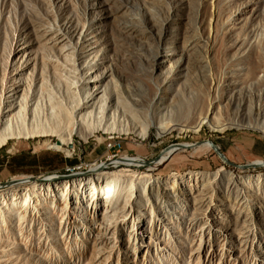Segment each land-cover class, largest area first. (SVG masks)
I'll return each instance as SVG.
<instances>
[{
	"label": "rangeland",
	"instance_id": "rangeland-1",
	"mask_svg": "<svg viewBox=\"0 0 264 264\" xmlns=\"http://www.w3.org/2000/svg\"><path fill=\"white\" fill-rule=\"evenodd\" d=\"M95 76L103 98L89 94ZM73 81L95 123L107 101L112 124L108 99L118 96L133 114L86 139L73 136L69 154L49 147L56 137L9 138L0 147L1 188L53 192L83 176L67 167L97 157L144 163L103 169L115 181L105 208L100 190L92 208L88 199L77 210L53 192L35 199L40 215L0 216V264H264V167H242L264 161V0H0V110L15 106L12 90L23 85L20 94L29 91L49 112L48 95L68 104ZM208 113L221 131L189 130ZM169 123L158 134L154 125ZM204 140L229 162L197 146ZM181 143L196 147L157 162ZM52 175L63 178L41 180ZM201 175L209 182L196 183ZM226 176L246 185L238 192ZM137 216L146 229L136 249L128 224Z\"/></svg>",
	"mask_w": 264,
	"mask_h": 264
},
{
	"label": "bare ground",
	"instance_id": "bare-ground-1",
	"mask_svg": "<svg viewBox=\"0 0 264 264\" xmlns=\"http://www.w3.org/2000/svg\"><path fill=\"white\" fill-rule=\"evenodd\" d=\"M89 79L90 80H88L89 82L87 83L88 86L89 83H91V88L88 90L89 94H91L92 96H94L95 94L96 96L100 94L103 98L107 92L106 87L103 89L101 86H97L99 77L95 76ZM44 80L45 79L43 78V81ZM77 86L78 84L76 83V81L67 84L66 88L68 89V91L69 89L74 90V98L68 95V104L64 103V99H62L61 96H58L57 93H53V95L49 94V112L48 109L45 112L44 109L41 108V104L39 103V101L36 102L34 101L33 96H29V91L27 92L24 90L20 94L19 89L21 88L23 90L25 88L23 85L13 89L11 101L14 100L15 106L12 105L13 103H8V108L0 110V126H3V129L0 131V147L4 146L7 143V140L11 137L26 139L36 138L38 136L56 137L57 141L50 143L49 147L64 151L65 153L69 154L74 148L73 136L80 135L81 137L86 139L87 136L93 134L94 130H98L101 127H104L105 125L102 123H108L104 120L107 101H104L99 105L100 109L98 114L100 117L95 123L94 121L96 112L93 110V107L89 108L88 105L82 101L81 97H79ZM28 88L29 90H31L32 85L30 84ZM128 94L130 95V97H132L131 103L140 105L139 99L135 98V90L130 89ZM75 96L78 97V100H75ZM109 102L111 105L109 107L110 110L107 112V114L109 112L112 114V124L108 123L109 125H107L109 126V128H107L112 129L111 126L114 125L113 123H116V120L119 119V116H128V114L132 115L133 113H131L130 109L128 108L127 102H124L122 99H120V96H118L116 102L112 99L111 103V99L110 101L108 99V104ZM0 105H2L1 100ZM40 111H42V113H40ZM211 118L212 117L210 113L204 115L199 119L198 123L195 126L189 127V130L196 132L202 125H206L211 130L221 131L223 127H219L217 121L212 123L213 119ZM173 125L174 124L169 123L165 124L163 127H158L156 125L154 126L157 128L158 134H162L165 132L164 128H168ZM232 125L244 127V125H240L234 122ZM247 125L248 126L246 127H252L251 123H247ZM140 132L142 138L145 137L148 132V127L142 125V128H140ZM189 145L190 144L188 143H183L182 148ZM198 145L213 149L209 140H204L201 142V144L198 143L197 146ZM178 149H181V147H170L166 149L157 162H162L168 159ZM143 163L144 161L138 158L124 157L119 161H116L113 158L110 159V161L105 165L102 164L94 167L93 169H89L90 173L89 176H87V170H84V168H89L90 164L81 162L79 165H74L73 167H76L75 171L81 170L80 174H82L83 176H79L80 178H76L75 180H72V182L67 183L59 181V183H55V189H53V192H55L54 196L58 202L61 201L62 203L67 202L68 197L73 198L74 201L72 202L74 203L72 205L75 207V210H77L79 208L81 209L84 206L83 204H85L87 207V205L89 204L88 199H90V201L92 202H90L92 208L93 202L96 204V201H98L95 196L96 193L98 194L100 190L102 199H100L99 202L102 203L105 208L108 205L107 202L111 197V185L115 184L114 179L106 175V172L103 170L105 166H107V164H110L113 167H118L120 164H123L128 167H140ZM254 163L259 167H264V161H254ZM61 178L63 177L52 175L41 180ZM227 178H229L232 186L236 190H238V192H240L239 189H242L241 187L246 185L245 180L234 178L232 176ZM174 179L175 184H177V189H179V182H182V180L179 178ZM207 179V177L202 175L201 177L194 178L196 183H199L201 181L203 184H206L205 182H209ZM261 181V176H258L255 180L256 183ZM15 182H18V180H15ZM33 182L36 183L35 181ZM157 184L159 186H163L165 183L160 180L159 182H157ZM20 186V184H15V186L10 185L7 188H1L2 186H0V216L12 213L15 217L21 219L26 217L30 209H32V213L34 212L40 215L39 209L36 208V204L39 203L35 201V199L39 198V195H47L49 200L53 198L52 188L49 185L44 187L45 189H43V191H41L39 188L35 189V185H32L30 187H26V185L22 187ZM39 190L40 193L38 195H35V193ZM129 208L130 216H125L127 221L129 220V217L133 215V209L132 207H130V205L128 206V209ZM22 213L24 214L23 216L21 215ZM98 213H100L98 210L97 212H93L96 217H99ZM128 227H130V230L132 229L131 238L135 242V248L137 249V237L142 235L143 231H145L146 229L143 219L137 216V222L135 223V220L132 218L131 222L128 224ZM99 228L102 229L101 226H99Z\"/></svg>",
	"mask_w": 264,
	"mask_h": 264
},
{
	"label": "built area",
	"instance_id": "built-area-1",
	"mask_svg": "<svg viewBox=\"0 0 264 264\" xmlns=\"http://www.w3.org/2000/svg\"><path fill=\"white\" fill-rule=\"evenodd\" d=\"M113 158H114V155H110L105 160H103V157H97L93 160H90V167L86 169L87 176H89V169H93L94 167L102 165V164L105 165L107 162L110 161V159H113ZM110 166H111L110 164L109 165L107 164V166H105L106 167L105 169H108ZM75 169L76 167H73V166L66 168L67 171H72V172L75 171Z\"/></svg>",
	"mask_w": 264,
	"mask_h": 264
},
{
	"label": "water",
	"instance_id": "water-1",
	"mask_svg": "<svg viewBox=\"0 0 264 264\" xmlns=\"http://www.w3.org/2000/svg\"><path fill=\"white\" fill-rule=\"evenodd\" d=\"M210 144L212 145L213 149L215 150L216 153L219 154V156L223 159V161L225 162H229L227 160V158L220 152L219 148L212 142L210 141ZM195 145H189V146H185L183 148H189V147H194ZM171 147H181L182 148V144H175ZM242 167H259L258 165H256L254 162L250 163V164H247L246 166H242Z\"/></svg>",
	"mask_w": 264,
	"mask_h": 264
},
{
	"label": "crops",
	"instance_id": "crops-1",
	"mask_svg": "<svg viewBox=\"0 0 264 264\" xmlns=\"http://www.w3.org/2000/svg\"><path fill=\"white\" fill-rule=\"evenodd\" d=\"M3 158V156H1ZM8 163V160L6 161V164Z\"/></svg>",
	"mask_w": 264,
	"mask_h": 264
}]
</instances>
